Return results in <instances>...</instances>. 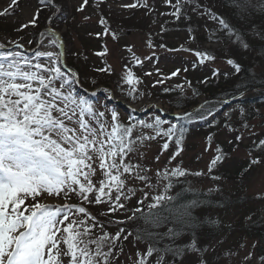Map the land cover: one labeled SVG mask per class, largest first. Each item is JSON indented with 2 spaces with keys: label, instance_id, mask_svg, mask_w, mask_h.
<instances>
[{
  "label": "snow or ice",
  "instance_id": "6c2138e0",
  "mask_svg": "<svg viewBox=\"0 0 264 264\" xmlns=\"http://www.w3.org/2000/svg\"><path fill=\"white\" fill-rule=\"evenodd\" d=\"M104 2L93 0L91 6L99 10ZM164 4L171 11L161 15L176 21L188 19L192 13L214 23L215 29L205 27L209 43L232 46L241 52L264 50V19L260 25L255 23L257 17L264 18V0H226L225 6L236 24L207 9L201 0H164ZM87 6L89 0H82L75 11L83 13ZM19 7V0H11L0 10V17L15 15ZM122 7L154 11L148 0ZM45 12L49 15L44 17L45 25L36 34L38 38L28 40V45L35 47L26 48L21 42L23 36L9 41L7 46L0 43V264H209L207 254L212 246L201 245L200 236L207 225L218 228L219 222L195 214L201 207L199 199L178 205L174 201L180 194L170 193L181 178L189 175L221 180L213 172L226 159L223 149L215 146L206 172H191L179 164L172 166L183 151L186 129L177 124L165 129L162 126L166 122L159 116L151 121L125 123L116 109L103 106L101 110L96 106L99 101L90 98L96 97L95 91L80 93L79 73L67 65L65 44L53 27L65 16L60 0H36L31 18L16 31L39 28ZM88 19L84 16V20ZM99 24L103 32L95 33L97 38L110 34L117 39L103 16ZM188 32L189 42L194 41L193 30L189 28ZM147 46L153 48L151 37ZM127 51L132 54L131 61L142 63L131 47ZM170 51L192 52L201 65L216 60L211 52L183 46ZM106 54V47L95 53L99 57ZM225 63L232 69L231 74L241 73L242 67L235 59L227 58ZM94 70L112 74L110 66ZM219 74V69L212 70V76ZM141 82L125 65L118 87L127 84L122 94L134 101L137 95L143 96L136 87ZM103 93L107 100L115 98L110 89H103ZM204 107L201 105V110ZM199 115L204 118L202 111ZM193 116L185 113L176 119L187 121ZM158 137L164 142L156 162L169 149L170 142L176 150L165 167L153 173L142 163L141 148ZM243 138L236 135L235 142ZM212 141L209 135L205 152L212 149ZM252 149L241 177L253 166L264 164V139L254 142ZM220 191L218 187L209 188L205 195ZM138 194L136 206L129 208V202ZM253 199L264 200V192ZM93 207L95 214L90 210ZM121 213L123 219L118 218ZM245 222L255 223L252 215L246 216ZM129 223L135 227L129 228ZM113 226L117 228L115 232L110 231ZM125 242L135 251L122 262ZM235 255L229 250L224 258L230 260ZM252 261L253 253L248 252L241 264ZM256 264H264V256Z\"/></svg>",
  "mask_w": 264,
  "mask_h": 264
},
{
  "label": "trees",
  "instance_id": "16d2710c",
  "mask_svg": "<svg viewBox=\"0 0 264 264\" xmlns=\"http://www.w3.org/2000/svg\"><path fill=\"white\" fill-rule=\"evenodd\" d=\"M151 7L154 9L152 11L155 20V22H152L153 24V30L150 31L149 28L147 31V35L151 37L152 43H154L155 46H160L163 44L168 49H179L181 46L175 45L177 39H174L172 43L168 40H170V37H166V34L168 32H178L180 33L181 28L182 29H189L192 27H198L196 30L203 28V26H209L212 29H215L217 26L212 25V22L207 20H203V25L199 23L198 19L194 18V15L188 14V19H181L179 21H176L173 17L166 15H159L162 11H158L159 9L163 8V11L166 13L170 12L171 9L168 7H165L164 1L158 0V3L156 0H150ZM211 2L214 5V9L211 8L210 1H204L201 0V3L205 5L208 9L217 11L218 14L224 16L225 19H228L230 23L236 24L235 19L231 16L230 9L225 6L226 0H211ZM33 2L32 4H34ZM159 4V6L157 4ZM212 5V6H213ZM209 6V7H208ZM144 8L141 10H135L131 15H129L125 19V23H123V27H136L135 21L137 20V17L139 14L143 12ZM49 15V13L45 12L41 16L40 20V27L39 28H29L25 30L23 33H18L16 31L17 24L20 23V20L15 23H9V21L6 19L4 20L3 17H0V41L6 42L7 40H18L21 36L24 37L22 40L23 42H28L29 39L35 40L37 37V33L44 27L45 20L44 17ZM156 15H159L156 16ZM103 18L107 21L109 28L111 29L114 24L110 20L111 14L102 15ZM75 17H77L76 14L72 15L71 19L74 20ZM261 17H257L255 20V23L257 25H260L262 23ZM72 20L67 19L64 22V25L66 29H69L72 25ZM139 20V19H138ZM138 22V21H137ZM141 22V21H140ZM57 28H61L62 24H57ZM155 25H158V30H155ZM163 25L164 30L161 31V26ZM79 26V25H77ZM142 30H147L146 28ZM89 32H98L96 27H93V29H90ZM101 33V32H98ZM115 33V31H114ZM156 35V36H154ZM64 37H67L65 35ZM148 37V38H149ZM98 40H101L102 37L97 38ZM189 39V37H188ZM188 41V40H187ZM204 37H201L200 40L195 39V42H193V45L199 43V45H196L193 50H200L205 51L199 47H201V44L204 43ZM115 42V41H114ZM184 42V41H183ZM253 43H255L253 41ZM188 45V43H186ZM185 44V45H186ZM89 45V43L87 44ZM119 46L122 45L121 43L118 44ZM124 47V46H123ZM189 48V47H188ZM92 49V48H91ZM221 53H218L217 55H220L221 60H226L227 58H233L236 60L237 63H239L242 67L241 73L238 75H233L232 69L228 68V72H220L218 76H212V69L209 68L208 65H200L196 63V61H193L192 63H187L185 61H179L174 62L175 69H179L180 71L178 73H184L182 77L178 78V82L175 83H169L166 86H157L156 89L153 90V92L149 93L150 97L152 99L158 100L160 102L166 101L167 107L169 108L168 112L173 111H187L191 107H194L198 100L202 97L206 99H228L231 97H234L235 95L239 94L240 92L249 91L253 89H262L264 88V59H261L262 56H264V50L258 51V52H241L237 48L230 46L229 49L220 51ZM175 58L172 57L171 60L175 61ZM86 62H79V64H75L78 60L76 59V56H68V64L71 68L76 70L80 75H82V80L84 81L83 85L84 87L88 89H93L96 86H104V87H111L114 88L116 94L118 96L126 97L122 93L124 91H120V87H118L117 84L114 83L113 77L109 74L100 73L95 71L94 69L105 67V65L100 64V62H94V59H87ZM97 61V60H96ZM85 66L86 71H88L89 75H86L83 71V67ZM90 65V66H89ZM186 69V71H185ZM259 69V72L256 70ZM138 72L140 69H137ZM225 73H227V78H225ZM95 80L96 83L93 84L92 81ZM82 84V83H81ZM179 86V87H178ZM168 91H165V90ZM92 99V98H91ZM129 100V98H128ZM138 100V97L134 101L130 100L131 103H136ZM103 101V100H101ZM261 106H264V95H261L260 99H256L252 103H248L243 106H239L240 111H238V117H233L232 120L226 117V118H220L215 121L218 126L223 127V131L227 132V136L229 137V142L232 141V143H224V142H215L216 145L221 146L224 153L226 154V159L218 165V167L213 172L214 175L221 176L222 179L219 180L220 182H226L230 183L231 187H229V184L226 187H223L222 185H216L214 183V187H218L221 189L219 193H213L211 196L205 195L208 192V189L200 190L198 189L197 183L201 181V177H195V176H187L186 178H181L179 183H176L174 188L171 191V195L176 196L177 193H179V197L177 198L174 203L176 204H185L188 203L194 199H199L201 201V207L197 208L195 210V214L200 218H207V219H215L219 222V227H215L213 225H207L205 229L201 232L200 236V243L201 245H211V249L207 254V258L209 260V264L215 263L218 264L216 249H218L220 246L224 247V242H228L227 240H232L235 243L243 242L244 240L247 241H255L257 244L256 251L258 255L264 256V216H261V209L260 204L255 203V199L249 198L246 195H242L243 189H245L244 183H246L249 179V176L251 175L252 169H256L258 165L253 166L243 177H241L240 173L241 171L248 166L250 157L246 160H243L242 162H238L234 160V158H231L230 153L233 150V146H236L238 144L241 146V148L245 149L247 153L250 151H253L251 142L248 147H244L242 145L243 140L240 142H235V136L240 135L241 132L238 131V129H241L245 124L249 125V122L254 118L255 116V110ZM102 110V109H101ZM121 116V114L124 116L122 121L127 123L129 120H126V116L122 111H119L116 109ZM200 112V111H199ZM199 112H196L190 120L187 121H168L163 120L166 123L162 126L163 128H167L170 124H177L178 127L182 126L185 131L184 139L183 141H186L189 137L198 136L199 134H204L205 136L213 135V132H215V129H204V128H192L190 126V121L200 118ZM243 112V114H242ZM204 114V112H203ZM159 115L154 114L153 117H157ZM238 120V122L235 124L234 120ZM139 120V119H138ZM133 122H136L137 120H132ZM145 121H151V120H145ZM230 126L233 131H229L228 127ZM229 131V132H228ZM221 135V134H220ZM259 139H264V130L258 131V136H253L252 141L257 142ZM182 141V142H183ZM171 143V142H170ZM173 144L175 150L176 146ZM225 146H227L225 148ZM172 150L169 152L171 155ZM215 154V152H214ZM258 155V153H254ZM238 162V163H237ZM179 164L184 169L188 170V167H185L183 165L184 163L180 160L176 162V165ZM190 171V170H189ZM200 171V170H198ZM193 172V171H191ZM200 180V181H199ZM211 182H216L212 181ZM185 189H190L188 191H185ZM139 198V197H138ZM137 198V199H138ZM133 199L129 202L128 207L133 208L136 206V200ZM261 204L264 202L262 200H258ZM75 202V201H73ZM223 205V206H220ZM95 214V207L90 209ZM211 213V216L208 214ZM118 218L123 219V214H117ZM248 215H252L253 220L255 223H246L245 217ZM231 220L232 222H228L227 219ZM227 221V222H224ZM230 226V227H229ZM129 228L135 227V225L129 223ZM117 230L116 226H113L110 231L115 232ZM235 237V238H233ZM222 241V243H221ZM216 245H215V244ZM130 247V248H129ZM131 249L135 251V249L132 247L131 244L125 242V253L128 249ZM228 250V249H227ZM122 262H124L121 259Z\"/></svg>",
  "mask_w": 264,
  "mask_h": 264
},
{
  "label": "rangeland",
  "instance_id": "374dc122",
  "mask_svg": "<svg viewBox=\"0 0 264 264\" xmlns=\"http://www.w3.org/2000/svg\"><path fill=\"white\" fill-rule=\"evenodd\" d=\"M158 3V0H156ZM163 2V0H161ZM204 1H210L211 3V8L214 7L213 3L211 0H204ZM9 0H2L0 3V10H3V8L7 7ZM61 3L64 5V10H65V15L66 18L70 16V20L72 15L76 14L74 12L75 7L79 4L80 0H60ZM136 2V0H105L102 6H100L99 10L96 8L92 7L91 4L86 8V11L83 15L76 14L77 17H75L74 20H72V25L70 26L69 29H66L63 27V30L61 32H65L67 37L65 39V50H66V55L69 56H76V59L78 60L75 64H79V62H86V58L89 59H94V62H98L103 60L102 63L105 66H110L112 69V74L111 77H113L114 83L115 84H120V78L123 74L125 65H128L129 68L132 69L131 63H135L134 61H131V53H129L127 50H122L121 47H131L133 50V53L135 54L136 57L140 59L142 62L141 64H136L138 66L135 67L137 69H140V72H138L137 69L132 70L134 77L139 78L141 83L136 85L138 88V93H142L143 96L137 95L136 97H139V102L137 105H132L128 102L125 101L124 98H116L115 94L114 99L116 102H118L120 105H122L125 109L128 111H137L140 109H146L147 113L151 112L152 110V104L154 100L151 99L149 96L150 92L152 93L154 89L157 88V86H166L169 83H175L178 82V78L184 76V73H178L176 76L171 77L170 79H163V77H170L172 72H175V63L174 62H179V61H188L190 62L193 61L194 56L191 54L183 53V52H178V53H171L169 49H164L161 48L160 46H155L153 44V48H149L147 46L148 42V29L153 27L152 22H155L157 20L154 19V15L149 13L148 11L144 14L143 12L138 15L137 20L135 21L136 27H123V23H125V19L129 16L130 11L132 8H125L122 7V5L126 4H131ZM93 3V2H92ZM156 3V4H157ZM159 6V4H157ZM206 5V3H205ZM213 5V6H212ZM209 7V6H208ZM34 8H29V7H22L20 6L19 9L16 11L15 15H10L7 18H4V20H8L9 23H15L20 20V23H16L17 28L21 25L22 23L28 21L31 18V14L33 12ZM214 9V8H213ZM20 10V11H19ZM163 11V8L158 10ZM213 11V10H211ZM216 12L217 11H213ZM111 14V21L113 22L114 26L111 28V31H115V34L117 35V39L113 40L112 36L109 34L107 35V38L105 39H94L93 35L95 32H89L90 29H93L94 23L96 22L97 15L100 14ZM89 15L91 16L90 19L84 20L83 16L84 15ZM192 14V13H190ZM194 15L195 19H198L200 24H204L202 21L207 20V17L201 18L195 14ZM158 16V15H156ZM99 17V16H98ZM159 17V16H158ZM139 19V20H138ZM157 19V18H156ZM185 20V19H183ZM138 21V22H137ZM141 21V22H140ZM208 21V20H207ZM62 22V20H60ZM158 22V21H157ZM79 25V26H77ZM212 25H215L212 23ZM205 27H201V29L196 30L198 27H192L191 29L193 30L192 35L195 37V39L200 40L201 37H204V43L201 44V49L205 50L206 52H211L213 55L216 56V60L209 64V68H217L219 69L220 72H228V68L226 67V64L223 63V60L220 59V55H217L218 53H221L220 51L222 48L224 50L229 49L230 46H225L224 44L216 45L208 42V33L205 31ZM210 28V25L207 26ZM16 28V29H17ZM146 28L147 30H142ZM155 30H158V25H155ZM158 28V29H157ZM150 31H154L153 28L149 29ZM97 31L99 32V29L97 28ZM96 32V33H98ZM179 32V31H178ZM178 32H168L166 34V37H170L171 39L168 40L170 43L175 41L174 39H177L175 45H183L185 48H190L194 49L196 45H199V43L193 45V42H189V32L188 29H182L180 30V33ZM92 33V35H90ZM156 36V35H154ZM188 40V41H187ZM115 41V42H114ZM184 41V42H183ZM89 43V45H87ZM121 43L122 45H118ZM188 43V45L186 44ZM186 44V45H185ZM105 47L107 48V54L103 56V58H97L93 55L94 52H98L99 49L101 51H104ZM92 48V49H91ZM46 50V49H45ZM172 57H177L175 58V61H172ZM97 60V61H96ZM86 65L83 67V71L86 75H89L88 71H86L85 68ZM90 66V65H89ZM259 72V69L256 70ZM145 73H152V75H145ZM80 87L79 89L83 91V93H88L89 90H87L83 83L84 81L82 80V75H80ZM158 80H163L162 83H157ZM99 87V86H98ZM112 87V86H111ZM127 84H123L120 86L121 90L126 91L128 89ZM100 88H103L100 86ZM99 88V89H100ZM86 90V91H85ZM261 93L264 94V91L261 90ZM255 95V92H247L244 96V99L249 98L251 96ZM205 99L201 98L199 102H204ZM167 102L166 101H157L155 100V104L158 106V108L168 111L169 108L167 107ZM150 105V107H149ZM148 107V109H147ZM215 109V108H214ZM146 113V114H147ZM174 113L177 114H182V111H176ZM220 116V117H219ZM219 118H229L230 120L233 119V117H238V109L236 108H228L225 110V112L222 115H218ZM255 118L249 122L248 127L238 129L239 132H241L240 135H242L244 138V141L242 145L244 147H248L249 144L252 142L254 143L255 141H252L253 136L258 133V131H263L264 130V106L259 107L255 110ZM121 119H123L120 116ZM153 118L150 117L149 120H152ZM238 120H234V123L236 124ZM206 124V123H205ZM215 132H213V141H212V149L208 152H205L204 149L206 147V136L204 134H199L198 136H193L189 137L186 141L182 142V148L183 151L181 154L172 162V166L176 165V162L181 159V161L184 163L185 167H188V170L190 171H207V165L214 155L213 150L215 148V142H224V143H230L229 142V137L227 136V132H224L223 129H220V127L216 126L214 127ZM148 130H146L147 132ZM229 132V131H228ZM221 134V135H220ZM164 142L163 138L158 137L156 140L148 141L145 143V145L141 148V151L144 153V159L142 161L143 164L147 165L150 167L153 171L155 172L156 169H162L165 167L167 164L168 158L170 156V151L172 150L171 154L175 151V148L173 144L170 143L169 149L163 153V155L160 156V160L158 162L155 161V157L160 154V145ZM227 146H225L226 148ZM233 149L235 151H231L230 155L231 158H234V160L238 162H242L243 160H246L249 158V155L245 152L241 146L236 144V146H233ZM237 162V163H238ZM256 169H252L251 175L249 176V179L245 185V189H243L242 195H246L249 198H252L259 192H264V164H260L256 166ZM215 172V171H214ZM201 180V181H200ZM199 181V184L197 183L198 189L204 190V189H209L214 187V183L216 185H222L223 187H226L229 184V187H231L230 183L226 182H211V179L208 176H201V179ZM139 197V194L137 197H134L133 199H137ZM132 199V200H133ZM256 204H260V209H261V216H264V203L261 204L258 200H254ZM264 202V200H262ZM228 222H232L227 219ZM224 221V222H227ZM235 238V237H233ZM228 242H224V247H219L216 249V256L218 259V264H241L242 258L244 255H246L248 252L253 253V261L252 264H256V261L259 260V258L262 255H258L256 251V247L253 248V244H257L255 241H247L244 240L243 242H234L232 240H227ZM215 244V243H214ZM244 244L245 248H240V245ZM216 245V244H215ZM130 248V247H129ZM128 249L125 255H122L120 257V260L122 259L123 261L126 260V256L132 252H134L131 249ZM228 249V250H227ZM231 250L232 252L237 253V255L232 256L230 260H226L224 258V254ZM215 264V263H212Z\"/></svg>",
  "mask_w": 264,
  "mask_h": 264
}]
</instances>
